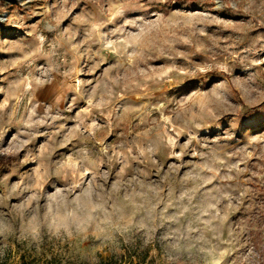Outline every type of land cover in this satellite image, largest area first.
I'll return each instance as SVG.
<instances>
[{
  "label": "rangeland",
  "instance_id": "rangeland-1",
  "mask_svg": "<svg viewBox=\"0 0 264 264\" xmlns=\"http://www.w3.org/2000/svg\"><path fill=\"white\" fill-rule=\"evenodd\" d=\"M0 264H264V0H0Z\"/></svg>",
  "mask_w": 264,
  "mask_h": 264
}]
</instances>
